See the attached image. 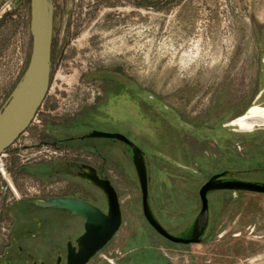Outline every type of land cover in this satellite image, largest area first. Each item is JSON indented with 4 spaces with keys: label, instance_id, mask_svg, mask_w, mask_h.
<instances>
[{
    "label": "rangeland",
    "instance_id": "1",
    "mask_svg": "<svg viewBox=\"0 0 264 264\" xmlns=\"http://www.w3.org/2000/svg\"><path fill=\"white\" fill-rule=\"evenodd\" d=\"M49 2L50 90L2 158L0 264L15 253L29 211L43 222L57 217L20 201L66 197L107 211L104 194L65 164L99 170L121 202V229L88 264H264V194L210 195L216 228L207 243L174 244L145 219L127 154L82 139L91 130L119 133L145 152L152 209L172 235L200 213V190L213 176L239 171L241 180L264 182V127L242 133L233 124L264 109V0ZM14 16L10 4L0 14V112L32 53L30 0ZM76 218L73 239L83 232Z\"/></svg>",
    "mask_w": 264,
    "mask_h": 264
},
{
    "label": "water",
    "instance_id": "2",
    "mask_svg": "<svg viewBox=\"0 0 264 264\" xmlns=\"http://www.w3.org/2000/svg\"><path fill=\"white\" fill-rule=\"evenodd\" d=\"M30 9L32 53L22 79L0 112V157L30 129L50 90L53 31L50 2L30 0ZM251 110L233 122L239 127V132H251L256 127H264V117L253 116ZM82 139L106 140L127 154L139 180L145 219L160 236L174 244L188 246L207 243L216 228V220L210 215V195L217 192L264 194V182L241 180L238 177L242 172L226 171L217 174L200 190V213L182 232L172 235L161 225L152 209L149 190L151 169L145 152L119 133L91 130ZM83 170L79 178L104 194L107 211L72 198L38 199L30 202L40 209L61 211L85 220L84 233L76 240V246L69 243L65 264H88L114 239L123 224L121 202L111 182L102 178L92 166H84ZM261 172L264 173V170Z\"/></svg>",
    "mask_w": 264,
    "mask_h": 264
},
{
    "label": "flooded vegetation",
    "instance_id": "3",
    "mask_svg": "<svg viewBox=\"0 0 264 264\" xmlns=\"http://www.w3.org/2000/svg\"><path fill=\"white\" fill-rule=\"evenodd\" d=\"M53 146L58 148L56 144H53ZM84 166L90 165L65 164L64 167L67 173L70 172L79 178V174L84 171ZM97 171L104 178L101 172L99 170ZM32 201H20L18 204L24 203L26 208H33L34 210L35 208L40 209L31 205L30 202ZM54 213L57 214L56 218L48 216L47 221L43 222L35 218V211H29L26 218V227L16 228L15 238L13 240V247L16 250L15 253L7 252L1 264H65L69 251V243L76 246V240L84 233L85 220L81 217H75L79 221H82L83 232L73 239L71 233L73 228L76 227V224L72 222L71 218L74 216L61 211H55Z\"/></svg>",
    "mask_w": 264,
    "mask_h": 264
},
{
    "label": "crops",
    "instance_id": "4",
    "mask_svg": "<svg viewBox=\"0 0 264 264\" xmlns=\"http://www.w3.org/2000/svg\"><path fill=\"white\" fill-rule=\"evenodd\" d=\"M24 3H25V0H0V14L2 10H4V8L10 4L14 8V14H15L14 18L17 22L18 10L21 9V7H23Z\"/></svg>",
    "mask_w": 264,
    "mask_h": 264
},
{
    "label": "bare ground",
    "instance_id": "5",
    "mask_svg": "<svg viewBox=\"0 0 264 264\" xmlns=\"http://www.w3.org/2000/svg\"><path fill=\"white\" fill-rule=\"evenodd\" d=\"M251 113L253 116H256V117H264V111H262V109H259V108H254L251 110ZM243 127L244 124H241Z\"/></svg>",
    "mask_w": 264,
    "mask_h": 264
},
{
    "label": "built area",
    "instance_id": "6",
    "mask_svg": "<svg viewBox=\"0 0 264 264\" xmlns=\"http://www.w3.org/2000/svg\"><path fill=\"white\" fill-rule=\"evenodd\" d=\"M4 155L2 157H0V170L1 171H4L3 162H2V158L4 157Z\"/></svg>",
    "mask_w": 264,
    "mask_h": 264
}]
</instances>
